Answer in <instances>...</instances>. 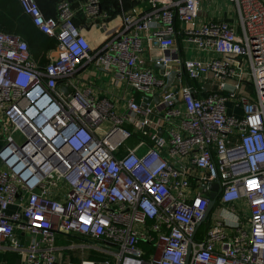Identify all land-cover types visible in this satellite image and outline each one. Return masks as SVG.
<instances>
[{
	"label": "built area",
	"instance_id": "built-area-1",
	"mask_svg": "<svg viewBox=\"0 0 264 264\" xmlns=\"http://www.w3.org/2000/svg\"><path fill=\"white\" fill-rule=\"evenodd\" d=\"M18 1L58 43L42 66L0 32V254L264 264V0H226L235 24L200 22L203 0H117L111 13L62 0L57 17ZM134 1L147 10H126ZM90 63L117 79V95L82 80Z\"/></svg>",
	"mask_w": 264,
	"mask_h": 264
},
{
	"label": "crops",
	"instance_id": "crops-1",
	"mask_svg": "<svg viewBox=\"0 0 264 264\" xmlns=\"http://www.w3.org/2000/svg\"><path fill=\"white\" fill-rule=\"evenodd\" d=\"M61 1L62 0H57L55 3H52L51 1L47 0L48 3L46 2V8L49 12V15H47L41 7L40 8L46 17H57V14H58L57 6L59 2ZM224 1H225V4L222 5L223 3L219 2V0H203L201 12H200V18H199L200 22L201 21L202 22L203 21H215V22L228 21L232 24H235L237 20V12H236L235 4L232 2L226 1V0ZM101 3H102V0H101ZM102 7H103V4H102ZM132 8L139 9V10H147L148 7L144 1L127 2L125 5V9L130 11L132 10ZM116 12L114 11L113 15H115ZM78 22L80 24L81 22L80 17L78 19ZM78 22L76 21V25H79ZM196 26H199V24ZM89 36H91L90 40L93 46H97L99 44V40L104 38V36L103 35L101 36V33L98 31L91 32ZM50 55H52V52L50 53ZM80 73H81L80 77L82 78V80L93 82L96 90L101 91L102 93L103 91L105 93L109 92L111 94V97H114L115 95H117L116 93V90L118 91V88L116 86L117 79L113 78L112 74L106 73L105 70H103L102 68L101 69L97 68L94 63H90L84 66ZM229 114H235V115L241 116L242 111L234 108V106L230 104ZM73 241H74L73 239H69L67 241L60 240L58 242V245L66 247L70 245L71 243H73ZM76 253H77L76 256L70 257L72 263L74 262V260H79V257L84 260H91V258H86L87 254H90L89 252H86L83 256H80V252H76ZM0 255H4V254H0ZM91 255L93 256V254ZM65 259L67 261L69 260V256L66 255V251H65ZM0 264H6V262L0 259Z\"/></svg>",
	"mask_w": 264,
	"mask_h": 264
},
{
	"label": "trees",
	"instance_id": "trees-1",
	"mask_svg": "<svg viewBox=\"0 0 264 264\" xmlns=\"http://www.w3.org/2000/svg\"><path fill=\"white\" fill-rule=\"evenodd\" d=\"M44 12L49 15L46 8L47 0H37ZM55 3L57 0H49ZM48 3V2H47ZM103 8L109 10L118 7L117 0H102ZM79 24V22H78ZM0 32L11 33L20 36L27 42L33 57L42 66L49 62V54L56 49L57 39L42 33L24 12L18 0H0ZM205 230V229H204ZM93 258V256H89ZM0 259L6 264H16L18 256L14 253L0 255Z\"/></svg>",
	"mask_w": 264,
	"mask_h": 264
},
{
	"label": "water",
	"instance_id": "water-1",
	"mask_svg": "<svg viewBox=\"0 0 264 264\" xmlns=\"http://www.w3.org/2000/svg\"><path fill=\"white\" fill-rule=\"evenodd\" d=\"M158 68L162 71V73H164V67H163V66H158ZM173 76H174V75L172 74L169 80H172V79H173ZM226 89L229 90V91L233 90V89H231V88H226ZM62 91H63L66 95H68V94L70 93V89H69V88H63ZM219 188H220L219 183H214V184L211 186V190H212L211 195H210V197H211V202H210V204H209V207H208V209H207V212L205 213L203 219H202L201 222L199 223L198 228L201 226V224H203V223L207 220V218L209 217L210 213L212 212V210H213V208H214V206H215V204H216V201H217V199H218ZM198 228H197V229H198ZM190 251H191V250H189V255H190ZM189 255H188L187 261H189ZM16 264H21V261H20V260H17Z\"/></svg>",
	"mask_w": 264,
	"mask_h": 264
},
{
	"label": "rangeland",
	"instance_id": "rangeland-1",
	"mask_svg": "<svg viewBox=\"0 0 264 264\" xmlns=\"http://www.w3.org/2000/svg\"><path fill=\"white\" fill-rule=\"evenodd\" d=\"M219 2H222L223 3L222 5L225 4V1L224 0H219ZM230 8H232V7H230ZM206 226H207V222L203 223L202 230L205 229ZM66 255L69 256V257H71V256H76L77 253L76 252H71V251H66ZM89 256H91V253L90 254H87L86 258H89ZM80 261H81V258L79 257V260H74L73 263L80 262Z\"/></svg>",
	"mask_w": 264,
	"mask_h": 264
}]
</instances>
